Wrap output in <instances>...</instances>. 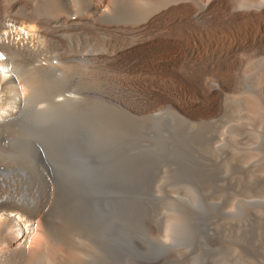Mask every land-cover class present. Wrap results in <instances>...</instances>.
<instances>
[{
    "label": "bare ground",
    "instance_id": "1",
    "mask_svg": "<svg viewBox=\"0 0 264 264\" xmlns=\"http://www.w3.org/2000/svg\"><path fill=\"white\" fill-rule=\"evenodd\" d=\"M53 60L76 76L86 92L116 110L115 104L120 105L124 110L119 112L129 119L168 112L197 129L193 138L198 148L216 156L218 196L224 194L220 177L225 169L229 196L264 193V0H0V264H86L73 233L55 228L44 204L29 205L13 192L7 199L10 185L2 186L7 143L22 133L30 138L34 159V168L22 170L39 169L51 176L53 167L83 188L90 213L119 237V246L127 252L133 248L128 220L144 221L152 214L124 198L143 186L140 178L136 181L108 155L88 156L82 136L72 138L71 123L56 107L57 98L64 96L60 90L66 89L57 92L43 75L22 77V69H43ZM237 118L243 120L242 130L231 126ZM223 137L233 143L224 157L222 148L213 149ZM260 210L248 217L264 241V208Z\"/></svg>",
    "mask_w": 264,
    "mask_h": 264
},
{
    "label": "rangeland",
    "instance_id": "2",
    "mask_svg": "<svg viewBox=\"0 0 264 264\" xmlns=\"http://www.w3.org/2000/svg\"><path fill=\"white\" fill-rule=\"evenodd\" d=\"M59 67L60 72L62 73L59 72ZM27 68L22 69V77L24 76V78H27L32 75H40L42 77L43 75L46 84L49 81L51 86L56 88L55 90L57 92H59L60 88L66 89L64 91L60 90L62 95L64 93V96H59L57 98L58 103H56V107L58 106V113L63 115L62 118L71 123L72 130L70 129L69 132L72 131L71 133L73 136L70 133L72 138L76 141L78 136H82L81 144L88 156L92 155L91 157L93 158L95 155H108V158L110 157L113 160L117 159L116 161L121 163L118 166L125 167L126 171L128 170L130 174H133L135 180H139L140 178V182L141 184L143 183V186H140L141 188L139 189L137 188L133 190L131 194H128L129 196L126 195L124 198L130 200L136 206L150 211L152 214H150L149 218H144V221L141 220L133 223L128 220V224L131 226L133 232L132 245L135 250L132 248V252H127L119 246V237L116 234L114 235L109 228L101 224L102 222L96 220V218L90 213L91 206L89 195H86L83 188L81 189L79 185L77 186V184L70 183L63 179L59 171H56L57 173H55L53 167L51 168V176L43 170L38 172L39 169L29 171L22 170L23 168L28 167V165L34 168L30 138L23 133L20 136H17L19 139H11V141L7 143L10 150V156L8 155V157H6L7 160L4 158L7 163H5L7 169L4 168V173L7 175L9 173L11 174L8 176L3 174L2 181L4 189L8 188L7 186L10 185V189L7 190V192H9L7 199H9L10 194L13 192L16 194L15 197L19 200L27 201L29 205L44 204L51 216L52 222L55 220V222H53L54 227L61 232L73 233L75 243L83 248L80 249L81 251L83 250L81 258L83 257L82 260L85 261L86 264H122L121 261L123 264H249V262L252 264H264V241L257 229L251 225V222L249 221L251 218L248 217V213L250 214L252 211H259L264 208V193H247L238 194L234 197L229 196L226 190L229 174L225 169L222 171L220 177L224 187V194L218 196L214 191V166L218 167V165H216V156L212 152L198 148L199 146L194 141L195 138H193L194 134L198 131L197 129L191 128L178 117L173 114L171 115L168 112L163 113V115H154L138 121L132 118L129 119V117L127 118L124 114L122 115L121 112H123L124 109L120 105L114 103L118 109L116 110L114 107L102 102L98 97L99 95L86 92L87 89L79 83L78 78L76 76L72 77L68 74L55 60L43 69H36L33 67ZM54 69L57 71H54ZM56 80L60 81L59 83H62L59 84ZM77 87H81V89H78ZM103 91H105V89H103ZM71 92L72 94L70 95ZM92 97L94 100H92ZM101 98L104 99L105 97L101 96ZM107 102L113 104L110 101ZM119 110L121 112H119ZM71 113L73 116H71ZM241 120L242 119L238 118L234 119L231 126L242 130L241 125H243V120ZM22 135L25 141L21 139ZM191 136L193 140L192 138L190 139ZM227 142L226 138L223 137L222 140L219 141V144L215 143L213 145L215 151H220L219 149L222 148L220 151L222 157H224L225 153H228V150H232V146L230 145L233 143ZM91 144H95L96 147ZM222 163H224V159L222 160ZM244 165V169L248 168V164ZM210 168H212L210 170L211 172L208 171ZM20 172L21 174H19ZM12 174L15 180L12 179ZM37 174L42 178H45L41 179ZM43 175L45 176L43 177ZM59 175L60 177H58ZM9 177H11V181L7 180ZM35 178H37L36 181ZM22 179L25 180L22 181ZM27 182L29 184H27ZM29 185L32 186L28 187ZM50 185H53V187H50ZM45 190L47 192H45ZM75 190L76 193L78 192L77 194L75 193ZM136 190H139L140 192L137 191V193ZM24 193L26 194L24 195ZM137 194H140L141 196ZM120 195V197H123L122 193H120ZM135 196L138 198H135ZM43 197L44 199H42ZM136 199L139 201H135ZM79 200L80 202H78ZM73 205H75V207H73ZM84 218L86 220H84ZM73 220L76 223L75 225ZM100 225L102 226V229ZM119 225L121 228V223ZM183 228L184 231L182 230ZM121 230H125L124 226H122ZM38 236H40V234H37V237ZM88 238L89 240H87ZM183 239L184 241H181ZM250 241L251 243L249 244ZM84 243L86 244L84 245ZM112 251L114 252L111 253Z\"/></svg>",
    "mask_w": 264,
    "mask_h": 264
}]
</instances>
